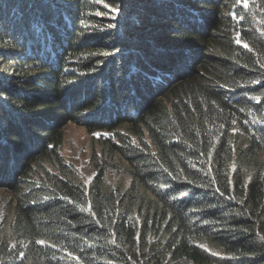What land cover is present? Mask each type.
Masks as SVG:
<instances>
[{"label": "trees", "instance_id": "1", "mask_svg": "<svg viewBox=\"0 0 264 264\" xmlns=\"http://www.w3.org/2000/svg\"><path fill=\"white\" fill-rule=\"evenodd\" d=\"M0 188V264H264V0H0Z\"/></svg>", "mask_w": 264, "mask_h": 264}, {"label": "rangeland", "instance_id": "2", "mask_svg": "<svg viewBox=\"0 0 264 264\" xmlns=\"http://www.w3.org/2000/svg\"><path fill=\"white\" fill-rule=\"evenodd\" d=\"M63 146L61 154L66 163L71 166L74 179L80 183L89 186L97 174L96 165L103 159L96 160L93 152L99 154L101 149L92 145L91 135L86 129L75 123H68L63 129ZM125 167L118 160L110 166V170L105 178L107 187H121L124 192L129 189L130 179L124 172ZM10 194L0 188V231L1 233L8 225V207L7 202Z\"/></svg>", "mask_w": 264, "mask_h": 264}, {"label": "snow or ice", "instance_id": "3", "mask_svg": "<svg viewBox=\"0 0 264 264\" xmlns=\"http://www.w3.org/2000/svg\"><path fill=\"white\" fill-rule=\"evenodd\" d=\"M245 47H247V46L245 45Z\"/></svg>", "mask_w": 264, "mask_h": 264}]
</instances>
